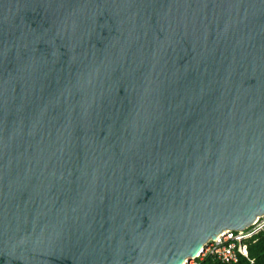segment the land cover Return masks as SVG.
<instances>
[{"label": "water", "instance_id": "95a60500", "mask_svg": "<svg viewBox=\"0 0 264 264\" xmlns=\"http://www.w3.org/2000/svg\"><path fill=\"white\" fill-rule=\"evenodd\" d=\"M264 212V0H0V264H183Z\"/></svg>", "mask_w": 264, "mask_h": 264}, {"label": "built area", "instance_id": "2783aa9c", "mask_svg": "<svg viewBox=\"0 0 264 264\" xmlns=\"http://www.w3.org/2000/svg\"><path fill=\"white\" fill-rule=\"evenodd\" d=\"M259 234H264V212L255 215L244 227L222 229L213 238H208L201 250L183 264H194V258L204 254L213 255L223 264H238L239 256L252 262L248 255V243L255 241Z\"/></svg>", "mask_w": 264, "mask_h": 264}, {"label": "trees", "instance_id": "16d2710c", "mask_svg": "<svg viewBox=\"0 0 264 264\" xmlns=\"http://www.w3.org/2000/svg\"><path fill=\"white\" fill-rule=\"evenodd\" d=\"M248 255L252 262L239 256L238 264H264V234H259L257 239L248 243ZM194 264H223L211 254H204L194 258Z\"/></svg>", "mask_w": 264, "mask_h": 264}, {"label": "bare ground", "instance_id": "6f19581e", "mask_svg": "<svg viewBox=\"0 0 264 264\" xmlns=\"http://www.w3.org/2000/svg\"><path fill=\"white\" fill-rule=\"evenodd\" d=\"M186 260H188V259H184V260H183V263H184Z\"/></svg>", "mask_w": 264, "mask_h": 264}]
</instances>
